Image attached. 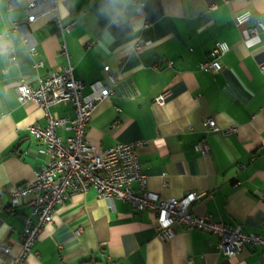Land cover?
<instances>
[{"label": "crops", "instance_id": "1", "mask_svg": "<svg viewBox=\"0 0 264 264\" xmlns=\"http://www.w3.org/2000/svg\"><path fill=\"white\" fill-rule=\"evenodd\" d=\"M12 1L11 8L0 0V242L19 251L31 196L12 207L8 194L33 179L48 159L28 129L45 125L43 111L34 102L19 103L18 81L34 83L71 65L87 94L91 82L105 80V64L117 80L112 95L91 114L87 141L104 148L140 142L148 188L164 198L199 193L191 204L194 214L264 237V0H144L143 16L133 0H52L29 24L37 39L34 53L13 30L34 0ZM51 4L55 9L47 11ZM246 10L254 33L235 23ZM139 39L141 50L135 52ZM216 41L230 49L221 58L223 68L212 74L198 64ZM50 111L74 116L69 104ZM208 117L237 131L205 130L201 121ZM70 134L58 130L62 139ZM201 140L208 142L206 153L196 148ZM26 264H264V246L246 244L228 257L215 235L198 229L177 227L162 238L153 213L135 211L120 199L109 206L90 188L69 193L57 206Z\"/></svg>", "mask_w": 264, "mask_h": 264}, {"label": "built area", "instance_id": "2", "mask_svg": "<svg viewBox=\"0 0 264 264\" xmlns=\"http://www.w3.org/2000/svg\"><path fill=\"white\" fill-rule=\"evenodd\" d=\"M52 0H34L25 7L26 20L14 22L13 30L19 34L21 41L29 53L36 50L37 39L30 30L29 24L36 19L37 9ZM137 13L143 16L145 1L133 0ZM228 3L229 0H223ZM9 7L15 3L8 0ZM216 7L211 4L210 9ZM50 5L47 11L54 10ZM252 13L249 10L238 13L236 24L248 25L250 33L255 27L250 26ZM59 23V19H56ZM149 24L145 21V25ZM69 25L63 26L67 29ZM143 40L134 44L135 52L141 50ZM230 49L226 41H216L207 54L206 59L199 62L203 71L215 74L223 68L222 56ZM15 61V56H11ZM41 62L35 63L40 65ZM104 81H93L87 94L82 92L85 83L73 74L71 65H61L38 77L31 83L21 78L16 87L19 103L34 102L43 111L45 125L31 124V134L43 145L48 156L45 164L35 172L33 179L14 186L9 191L8 204L15 207L21 200L31 196L30 213L26 215L23 229L18 237L19 251L12 253L11 248L0 242L2 264H26V257L32 251L44 227L52 223L57 206L65 201L69 193H85L93 188L113 206L115 199L127 201L135 211H149L154 214L157 234L162 238H170L177 227L198 229L215 235L218 249L228 257L235 256L246 244L264 246V237L245 232L240 225L228 226L210 215L194 214L191 204L201 197L196 192L186 193L183 197H161L160 194L146 184V174L139 161L137 143H118L112 147H101L86 139V127L96 106L112 95L117 80L116 73L108 64L103 65ZM264 71V65H261ZM163 101L162 96L157 99ZM69 104L73 108L72 118L55 117L50 107L57 104ZM205 130H220L224 134L237 131L235 126L220 127L213 117L201 121ZM58 130L70 131V135L62 139ZM196 148L202 153L208 151V142L201 140ZM136 185V186H134Z\"/></svg>", "mask_w": 264, "mask_h": 264}]
</instances>
